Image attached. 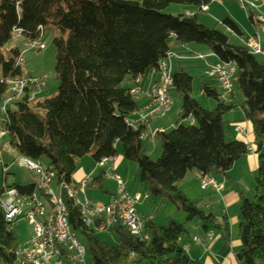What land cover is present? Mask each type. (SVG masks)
Here are the masks:
<instances>
[{"label":"trees","instance_id":"16d2710c","mask_svg":"<svg viewBox=\"0 0 264 264\" xmlns=\"http://www.w3.org/2000/svg\"><path fill=\"white\" fill-rule=\"evenodd\" d=\"M209 4L210 0H0V104L8 98L6 83L24 76L20 47L39 44L45 31L57 33L51 46L58 83L54 98L28 104L27 95L0 113V152L6 147L37 165L44 160L56 185L72 187L78 162L95 145L91 160L96 167L102 160L117 159L118 149L125 162L137 167L138 181L149 187L152 198L162 206H173L187 223L198 221L204 233L216 232L228 246L226 219L216 225L214 216L198 210L196 203L178 191V185L192 172L218 183L229 179L233 166L249 154L245 144L225 137L224 118L240 111L252 129L257 169L252 200H240V249L235 263L264 264V63L257 62L259 57L251 56L243 46H230L228 37L197 24V13ZM172 6L192 8L197 13L188 12L191 18L186 13L164 15ZM221 25L230 35L243 38L231 21ZM16 35L20 39L13 44ZM190 46L206 48L215 64L235 66L234 90L243 102L237 105L230 99L232 94L225 100L216 84L204 77L202 61L200 90L215 105L212 112L202 110L190 97L192 79L179 69L172 75L171 95L181 97V109L172 130L154 135L161 155L152 163L141 146L147 138L145 129L134 130L126 124L139 112L131 95L134 82L148 78L167 54ZM262 49L264 52V42ZM103 176L90 178L86 189L97 185L99 193L108 195L102 190ZM10 190L20 198H29L35 186L7 188L3 183L0 203ZM63 201L69 228L84 242L89 264H196L179 247L178 241L186 232L173 220L161 227L145 219L146 240L115 226L110 231L116 247L110 248L98 241L94 229L82 227L73 203L66 197ZM10 227L0 208L1 264H13L18 246Z\"/></svg>","mask_w":264,"mask_h":264},{"label":"built area","instance_id":"2783aa9c","mask_svg":"<svg viewBox=\"0 0 264 264\" xmlns=\"http://www.w3.org/2000/svg\"><path fill=\"white\" fill-rule=\"evenodd\" d=\"M237 4L240 10L246 13L249 22L255 33L243 43V47L253 57L264 59L262 45L264 42V0H229ZM221 5L220 0H212L211 3ZM200 12L206 14L207 7H202ZM191 18V14H186ZM19 35L14 36L13 44L19 41ZM23 48L27 51H43L39 44H25ZM178 59L171 53L158 63L152 70L149 77L156 78V82L147 91L141 87V79L134 82V89L131 95L135 101L140 97H145L150 103V110L138 112L135 117L126 122L131 129L144 128L146 139L153 141L156 132H150L149 126L152 120L164 119L169 113L172 105V64ZM199 60H203L204 58ZM22 66V62L20 63ZM204 77L212 80L218 90L224 96L233 93L237 81V70L234 65L216 63L210 65L205 63ZM5 96L8 98L0 104V113L5 109L13 108L15 104L22 102L28 95L27 103L31 104L35 100V93L42 90V82L22 77L15 81L7 82ZM238 136H244L241 128L233 129ZM148 132V133H147ZM3 134L0 132V140ZM1 156V152H0ZM116 162V158L102 160L98 169H105L108 165ZM18 165L34 175L37 179L35 192L29 198H20L13 190L6 191L0 203L4 221L10 224L13 229L17 219L21 217L22 209L26 210L25 220L32 226L34 236L30 243L17 246L13 255V264H87L86 251L79 244L77 237L71 232L68 225L67 212L64 205V197L73 203L79 214L80 224L84 229H94L97 234H104L113 227L118 226L128 232L132 237L146 240L143 236L144 219L138 217L136 207L148 200V196L139 197L127 193L121 181L114 178L116 190L103 204H97L87 199L78 200L79 193H83L90 178L82 181L77 189L64 183L56 185L54 175L40 165L33 164L27 160L20 159ZM112 172L111 167L108 169ZM112 179L113 176L107 174ZM115 177V176H114ZM197 183L201 192L210 191L216 195H221L223 187L221 183L206 177L197 176ZM97 224V227L95 226ZM212 236H207V241L211 242ZM193 243H198L193 240ZM199 244V243H198ZM188 248L184 251L187 252Z\"/></svg>","mask_w":264,"mask_h":264},{"label":"rangeland","instance_id":"374dc122","mask_svg":"<svg viewBox=\"0 0 264 264\" xmlns=\"http://www.w3.org/2000/svg\"><path fill=\"white\" fill-rule=\"evenodd\" d=\"M122 2H131V3H139L141 0H116ZM210 0V4L207 6L208 13H197L195 9L192 8H182L172 6L168 8L164 15L176 17L177 15L183 14L185 11H189L190 13H197V24L205 27L208 30H215L222 35L228 37L229 45L232 47H241V40L233 35H230L228 31L221 25L225 20H230L243 34V39L246 41L252 37L255 33L252 25L248 21V16L245 12L239 9L237 4L233 1L229 0H220L221 5ZM186 16V14H185ZM57 37V33L55 31H45L39 45L43 47V51H27L23 47H20L21 52V61L23 65V75L26 78L32 79L34 81L42 82L44 88L35 93V100L37 102H41L43 100L52 99L57 94L58 83L55 80L54 70H55V51L51 46L53 39ZM179 50H177L178 52ZM207 49L204 47L198 46H190L188 49L181 51L179 54L184 56V61H178V66L180 69H183L186 74L192 79L191 84V99L200 106V108L206 112H212L215 109V105L212 101L207 100L201 93V83H202V72H203V60H199V58L203 59L202 54L206 53ZM257 62L264 63L261 58L256 59ZM205 61H213V58ZM177 70V67L175 71ZM234 101L237 105H241L243 102L241 94L237 91H233ZM227 99V96L224 97ZM171 109L170 113L164 119L152 120L151 123L156 124H164L167 126L172 125L168 130H172L174 123L177 120V116L179 115L181 109V97L175 93L171 95ZM236 113L232 115H227L224 118L225 126V137L227 140L228 133L231 131V127L228 125L230 120L235 118ZM238 116H241L238 113ZM136 116V115H135ZM242 117H239V119ZM235 121V119H234ZM150 123V125H151ZM184 125V124H181ZM242 129V128H241ZM166 130V131H168ZM146 131V130H145ZM148 133V132H147ZM227 133V134H226ZM230 141V140H229ZM143 150L146 152L147 157L152 163H155L161 155L160 145L156 141L143 140L141 143ZM98 145H95L91 150L90 154L80 160L78 162L77 171L82 170L84 175L91 176L92 179H96L103 173L102 177V190L106 194H101L98 191V187H89L83 193H79L78 200L82 201L83 199H87L88 201L103 204L105 203V198L116 190V185L114 182V178H118L124 190L136 196L144 197L148 196V200L142 202L139 206L136 207V213L138 217H142L152 221L155 225L165 227L169 220H173L179 225L183 226L185 231L189 236L194 235L193 233L201 236L200 229H195L197 224H200L198 221H194L193 223H187L185 220V216L181 213H178L173 206H162L157 199H154L149 194V187L147 185H142L138 181L137 175V167L134 164L125 162L119 154V150L117 149L118 157L116 162L112 165H108L103 170H100L96 167V165L91 160V156L96 151ZM20 158L8 148L4 147L1 149V158H0V189L4 183L7 188L12 186H20V187H28L34 186L37 183L36 177L30 174L26 170L22 169L18 162ZM109 166L113 167L112 172H109ZM239 166L241 164L239 163ZM40 167L46 169V162L44 160L41 161ZM111 167V169H112ZM246 169V168H244ZM239 169L235 171V175ZM76 171V172H77ZM113 176L112 179L107 176ZM192 173H188L186 178L183 181V184L180 185L182 190L187 191L189 195V199L192 201L191 203H196L198 205V210L207 214L205 211V207H210L212 215L217 216L218 218L224 213L222 203L220 201V196L215 195L214 193L207 191L201 192L198 186L197 181L193 178ZM115 176V177H114ZM241 178L243 177L242 184L238 182L235 187L237 189H249V193H245V199L251 201L253 197V189H254V179L255 174L247 175V170L241 172ZM228 184V182L226 183ZM74 183L72 182V187ZM246 187V188H245ZM189 201V200H188ZM225 210V209H224ZM223 212V213H222ZM239 213V206L234 207V210L227 212V216L229 219L233 217V215H237ZM21 217L17 219L15 226L12 229V233L15 236L18 246H23L31 242L34 236V230L32 226H30L25 220L26 210L22 209ZM231 232H233L234 237L237 235V226L231 227ZM189 231H193L190 234ZM97 239L100 243L107 245L110 248L116 247V239L113 236L111 231H108L104 234H96ZM185 235L181 237V239H185ZM187 239V238H186ZM79 244L82 248L85 249L84 242L77 238ZM87 260V258H86ZM1 264V262H0ZM87 264H89L87 260Z\"/></svg>","mask_w":264,"mask_h":264},{"label":"crops","instance_id":"0c3cea01","mask_svg":"<svg viewBox=\"0 0 264 264\" xmlns=\"http://www.w3.org/2000/svg\"><path fill=\"white\" fill-rule=\"evenodd\" d=\"M188 12L189 11H185L184 14L185 13L187 14ZM196 19H197V17H196ZM233 24L235 25V23H233ZM235 26L237 27V25H235ZM238 30H239V28H238ZM240 33L242 34L241 31H240ZM242 36H243V34H242ZM240 40H241V44L248 41V40L246 41L243 38L242 39L240 38ZM177 50H179V51L177 52ZM177 50H174L172 52V54L178 59L177 61H175L172 64V67H171L172 75L174 73H176L177 71H179L180 67L178 66V61H184V56L179 54V53L181 51L186 50V49H177ZM201 56L204 57V63L210 64V65L215 64L214 59H213V61H209V62L205 61L206 59L208 60V58L209 59L212 58V56L209 52H206V53L202 54ZM176 67H177V70L175 71ZM181 70H183V69H181ZM202 77H203V75H202ZM155 82H156V78L148 77V78L143 80V82L141 83V86H142L144 91H147L151 88V86ZM227 99H225V100H227ZM230 99H232L233 102H235L233 93H232V96ZM136 102H137V106L139 108V112H142L143 110H150V108H151L149 101L145 97H140ZM237 112L240 113L241 116H238ZM233 113H236L235 114L236 116L234 118L235 121L233 119V120H230V122L228 123V125L232 129L231 131H229L230 133H228V137H229L228 139L230 141H233V142H239V143L245 144L247 146V148L249 149V154L244 159H242L241 161H239L238 163H236L233 166L232 170L229 173V179L228 180L221 181V182L219 181V183H221L222 187H223V192L221 195H219L220 201L222 203V207L225 210L223 209L224 213L222 212L223 214L219 218L217 216L213 215L215 218V224L218 226L221 224L222 218L226 219V223L228 226V232H229V236H230V243L228 246H225V244L221 240L220 235H218L216 232H214L212 230H209L208 233H204L202 231L201 224H197V226H195V229H200L201 236H198L197 234L193 233V231L192 232L189 231V232H190V234L193 233L194 235L189 236L188 233L185 231L186 232L185 237L187 239L186 238L185 239L180 238L178 241V245L181 249L184 250L185 248H188L187 252H185V253H186V255L189 258L191 263H196V264H236L235 263V255L239 251L240 245H239L238 240H237V235H236V237H234V235H233L234 233L231 232L230 226L231 227L237 226L238 213H237V215H235V216L233 215V217L229 219V216H227V212L232 211V210H234V207L239 206L241 198L245 199L244 194L249 193L248 188L244 189V190L243 189H237L235 187V185L238 182H240L242 184L243 177L241 178L239 176L240 171L243 172V171L247 170V175H249V176L252 174L253 175L256 174L257 158L253 154V149H254L253 148V137H252V129H251L250 124L243 120V116H242V113L240 111H236ZM233 113H230V114L232 115ZM239 117H242V118L239 119ZM171 127H172V125L167 126V124L162 125L160 123H156V124L151 123V125L149 126V129H150L149 131L150 132H154V131L155 132L156 131L161 132V131L168 130V128H171ZM235 128H242L245 132L244 136L240 137L237 134H235L233 131V129H235ZM239 163L241 164V166H239ZM109 167H112V166H109ZM244 168H246V169H244ZM237 169H239V170L235 175V171ZM112 170H113V167H112ZM91 176L84 175V172L82 170L77 171L75 173V175L72 177V182L74 183L73 187L77 188V186L82 181L89 179V178H92ZM197 176L198 175L196 173L193 174V178L196 181H197ZM227 182H228V184H226ZM182 184H183V182L178 185V191L182 195H184L185 198L187 200H189V202H192L189 199V195H188L187 191L185 192V190H182L180 188V185H182ZM110 195H112V194H110ZM110 195L105 198V202L108 200ZM205 211H207V212L209 211L208 213L212 214L210 207H205ZM143 219L145 220V217ZM207 236H212L211 242L207 241ZM193 240H197L199 244L193 243Z\"/></svg>","mask_w":264,"mask_h":264}]
</instances>
